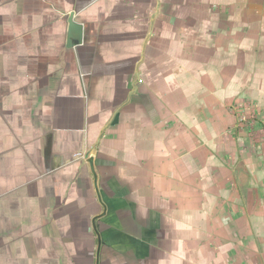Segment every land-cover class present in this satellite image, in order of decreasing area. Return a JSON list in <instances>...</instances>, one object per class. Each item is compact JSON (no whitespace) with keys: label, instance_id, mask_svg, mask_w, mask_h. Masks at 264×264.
Segmentation results:
<instances>
[{"label":"crops","instance_id":"crops-1","mask_svg":"<svg viewBox=\"0 0 264 264\" xmlns=\"http://www.w3.org/2000/svg\"><path fill=\"white\" fill-rule=\"evenodd\" d=\"M0 264H264V0H0Z\"/></svg>","mask_w":264,"mask_h":264},{"label":"built area","instance_id":"built-area-1","mask_svg":"<svg viewBox=\"0 0 264 264\" xmlns=\"http://www.w3.org/2000/svg\"><path fill=\"white\" fill-rule=\"evenodd\" d=\"M259 110L256 101L250 98L235 100L230 105V111L237 118L239 126L249 131V135L251 131H254L256 126L260 127L259 123L262 122L263 114Z\"/></svg>","mask_w":264,"mask_h":264},{"label":"water","instance_id":"water-1","mask_svg":"<svg viewBox=\"0 0 264 264\" xmlns=\"http://www.w3.org/2000/svg\"><path fill=\"white\" fill-rule=\"evenodd\" d=\"M74 13L70 12L67 18V40L66 44L68 47L72 44V39H76L78 42H81L82 39V25L73 20Z\"/></svg>","mask_w":264,"mask_h":264}]
</instances>
